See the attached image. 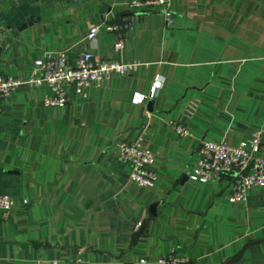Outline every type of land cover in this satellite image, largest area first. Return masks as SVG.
<instances>
[{"label": "crops", "instance_id": "obj_1", "mask_svg": "<svg viewBox=\"0 0 264 264\" xmlns=\"http://www.w3.org/2000/svg\"><path fill=\"white\" fill-rule=\"evenodd\" d=\"M131 0H0V77L27 82L46 51L74 59L90 26L124 19V47L102 28L93 55L137 63L85 98L48 108L46 85H21L0 106V264H264V188L230 203V184L187 180L198 141L237 145L262 134L264 0H168L170 15L126 13ZM160 86L154 96V81ZM146 99L132 104L134 94ZM176 123L187 128L178 136ZM153 155L152 188L128 181L123 142ZM142 227L140 233L135 234Z\"/></svg>", "mask_w": 264, "mask_h": 264}, {"label": "built area", "instance_id": "obj_2", "mask_svg": "<svg viewBox=\"0 0 264 264\" xmlns=\"http://www.w3.org/2000/svg\"><path fill=\"white\" fill-rule=\"evenodd\" d=\"M168 0H131L126 7V13L160 12L167 19L170 15ZM114 36L113 51L119 53L124 47V34L129 24L124 19L104 26H90L87 31V42L92 45L89 50L79 54L74 59L68 58L65 51H46L32 65L30 78L27 82L0 77V106L24 83L42 86L46 85L49 95L43 98V105L48 108H64L68 101V89L85 98L87 89L99 88L113 75H125L138 66L137 63H120L118 61H100L93 53L96 37L100 29ZM159 80L154 81L150 88V96L159 89ZM145 96L134 94L132 104H140ZM171 128L178 136H188L186 127L176 123ZM142 138L136 142H123L118 147V158L129 165L128 181L142 188H152L156 175L151 165L152 153L143 146ZM262 134L253 131L249 137L237 145H229L224 141L212 142L200 140L195 148V162L188 172V181L200 184H219L228 179L230 184V203L245 202L246 194L252 189L264 188V157L260 154ZM13 209V200L0 194V210L9 214ZM141 264L145 261H140ZM51 264H59L53 261ZM64 264H81L79 258ZM155 264H185V259L170 253L157 259Z\"/></svg>", "mask_w": 264, "mask_h": 264}, {"label": "water", "instance_id": "obj_3", "mask_svg": "<svg viewBox=\"0 0 264 264\" xmlns=\"http://www.w3.org/2000/svg\"><path fill=\"white\" fill-rule=\"evenodd\" d=\"M141 229H142V227L138 228L137 231L135 232V234L140 233Z\"/></svg>", "mask_w": 264, "mask_h": 264}]
</instances>
